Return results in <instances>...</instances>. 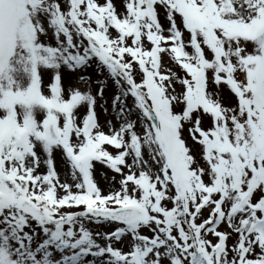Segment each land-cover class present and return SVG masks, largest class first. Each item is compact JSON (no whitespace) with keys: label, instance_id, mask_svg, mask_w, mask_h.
Returning a JSON list of instances; mask_svg holds the SVG:
<instances>
[{"label":"snow or ice","instance_id":"snow-or-ice-1","mask_svg":"<svg viewBox=\"0 0 264 264\" xmlns=\"http://www.w3.org/2000/svg\"><path fill=\"white\" fill-rule=\"evenodd\" d=\"M0 264H264V0H0Z\"/></svg>","mask_w":264,"mask_h":264}]
</instances>
